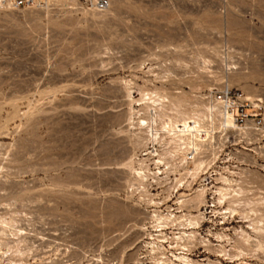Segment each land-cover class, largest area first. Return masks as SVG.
<instances>
[{
	"label": "rangeland",
	"instance_id": "1",
	"mask_svg": "<svg viewBox=\"0 0 264 264\" xmlns=\"http://www.w3.org/2000/svg\"><path fill=\"white\" fill-rule=\"evenodd\" d=\"M89 1L98 0L0 10V264H161L151 243L172 260L181 252L179 230L158 243L154 211L177 212L179 197L223 184L156 165L169 160L160 145L135 134L150 113L135 102L142 93L159 91L205 126L204 96L229 88L264 121V0H109L102 12ZM249 127L223 156L240 174L228 195L236 213L186 204L178 214L202 213L197 237L211 244L192 247L199 263L264 264V232L249 226L264 228V130ZM141 164L150 171L143 185L130 168ZM175 178L184 185L174 189Z\"/></svg>",
	"mask_w": 264,
	"mask_h": 264
},
{
	"label": "bare ground",
	"instance_id": "2",
	"mask_svg": "<svg viewBox=\"0 0 264 264\" xmlns=\"http://www.w3.org/2000/svg\"><path fill=\"white\" fill-rule=\"evenodd\" d=\"M158 92L155 90V92L147 93L146 91V93L141 94L140 99L135 101L136 103H138L139 106H143L147 110V112L150 111V113H154V115L149 113V118L139 120L138 127L140 131L135 134L137 136H141V134L143 133L147 135L150 141L160 145L163 154L162 156H164L163 158L168 157L169 160L167 162H163L161 159H159L156 162V165L166 164V166H168L171 164L173 165L174 171L177 170V166H180L184 170H186L187 175H190V177L194 179L200 172L205 170V163L202 159H197L192 163H189L186 161L185 153L189 149L199 150L201 148L202 142L204 141L201 137V132L207 131V126H203L200 123H196L194 119L190 117L185 119L184 115H180L181 113L179 112L181 106L173 104L166 95H162V93L159 94ZM213 111L219 113V110L217 108H214L212 106L207 107L205 115L206 120L209 119L210 115L212 116ZM215 126H217V123H215ZM140 136L139 138L143 139ZM154 152H157V156H160L157 150ZM172 161L174 162V164ZM188 164H193V169L189 168ZM140 166L141 168L139 169H134L132 166L129 167L137 176V181L140 183V185H143L144 182L148 180L147 173H149L150 171L148 168L143 167L142 164ZM156 174L161 175V170L159 169L158 172L155 173V175ZM175 180L177 181V185L174 189H176L177 187L180 188L184 185L183 179L175 178ZM222 182L223 186L217 188V192L220 196L218 200L220 202H223L224 200H226V198H229L228 195H230L231 191H233V188H231L233 182L231 180L222 178ZM190 187L191 183H188L187 188ZM194 193L195 196L190 199H186L189 195H187L185 198L183 197L184 199L182 197L178 198V203L180 207L177 212H174V210H172L171 208L168 209L167 214H162L159 211H154V215L152 216V219L155 223L154 228L157 229V232L161 233V237H157L159 241L158 243L165 244L169 240V238H167V236L163 233L164 230L168 228H173V230H179V232L174 234V238H172L173 240H176V247H180L179 250L181 251L179 254H172L174 260L170 259V257L167 256V254L164 252V247L162 245H158L157 243H151L153 247V252H155L156 250L160 252L162 249V258L160 260L161 264H202L190 257L189 253L192 247L195 246L196 243H199L202 244L207 250H209L211 241L209 239L206 240L204 238H201L199 240L197 237L198 233L196 230H198V228L200 227L201 220L204 219L202 218V213H200L199 215H194L191 213L178 215L179 213L183 212L181 209L186 204L189 205V209L195 210V212L199 211V208L204 206L207 189H205L204 187L199 188L195 190ZM154 204L156 203L154 202ZM234 204V201H229V207L227 209L226 214L232 215L236 213V210L231 208ZM226 214L223 215V218L226 217ZM260 223L261 221H259L257 224H255V222H251L249 225L252 230L254 232L259 233V235L264 232V228L258 227L260 226ZM4 225H6V222L0 218V226ZM236 235L241 240L244 247H250L252 242V236L248 232L243 229H240V231H236ZM216 236L218 239H221L223 241V239L227 238L228 235L223 233L216 234ZM150 237L153 240L154 236L152 234L150 235ZM258 243V247L262 251H264L262 243L260 241H258ZM171 249H173V247ZM237 250L238 254H236L235 257L241 258L246 254L243 248H238ZM219 253L224 257L228 256L229 259H233V257H231L225 247H222L219 250ZM208 264L223 263H211L209 261ZM239 264L249 263L243 261Z\"/></svg>",
	"mask_w": 264,
	"mask_h": 264
},
{
	"label": "built area",
	"instance_id": "3",
	"mask_svg": "<svg viewBox=\"0 0 264 264\" xmlns=\"http://www.w3.org/2000/svg\"><path fill=\"white\" fill-rule=\"evenodd\" d=\"M89 3L93 9L100 12L109 8V0L89 1ZM44 5L45 0H0V10L21 11L34 7L41 8ZM204 97L206 105L217 108L219 113L213 111L212 116H209L206 121L207 131L201 132L204 140L201 148L199 150L189 149L185 153L186 161L192 163L197 159H202L205 163V170L201 177H205V180L208 177L214 178L215 183L219 184H223L222 178L229 179L233 182V188L239 191L240 174L229 171V166H226L228 160L223 158V156H228L230 147H233L229 144L230 136L236 132L240 134V128H247L248 125L253 133H261L264 130V121L260 118V114L247 113L249 108L258 107L257 105L254 106L248 98L229 88L213 90ZM219 197L217 188L206 194L205 204L202 207L205 213L218 212L219 216L227 213L230 199L226 198L220 202Z\"/></svg>",
	"mask_w": 264,
	"mask_h": 264
}]
</instances>
